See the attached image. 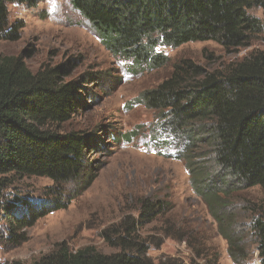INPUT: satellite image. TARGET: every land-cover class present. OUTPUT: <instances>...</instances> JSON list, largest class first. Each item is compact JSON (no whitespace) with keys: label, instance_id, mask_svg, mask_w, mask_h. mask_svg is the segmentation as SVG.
Instances as JSON below:
<instances>
[{"label":"trees","instance_id":"trees-1","mask_svg":"<svg viewBox=\"0 0 264 264\" xmlns=\"http://www.w3.org/2000/svg\"><path fill=\"white\" fill-rule=\"evenodd\" d=\"M41 1L0 0V40L16 39L21 28L10 23L8 4L35 6ZM69 2L112 56L130 60L137 68H158L169 62L155 51L156 46L210 40L228 50L249 46L256 38L264 44V0ZM254 8L261 9V18L251 14ZM70 70L72 65L63 62L43 63L32 71L21 55L0 57V219L3 215L6 220L4 240L13 246L27 239L25 229L39 217L65 203L57 193L51 202L35 205L6 194L8 188L32 176L56 185L83 181L92 170L85 155L97 141L79 131H60L76 111L81 92L91 96L85 78L64 80ZM135 101L155 111L160 125L187 141L181 156L186 157L191 184L217 222L230 258L245 264L248 252L255 251L259 264H264V201L245 202L238 214L232 201L235 192L247 188L259 187L264 194V49H253L213 70L180 58L167 77L144 89ZM199 144L204 145L211 167L205 176L195 168L192 148ZM166 204L163 199L144 198L136 216L126 215L103 228L101 237L117 249L114 252L90 247L72 251L59 243L28 264H185L170 257L155 261L148 251L160 243L140 233L168 210ZM241 211L247 223L230 230ZM246 234L250 245L245 243Z\"/></svg>","mask_w":264,"mask_h":264},{"label":"rangeland","instance_id":"rangeland-1","mask_svg":"<svg viewBox=\"0 0 264 264\" xmlns=\"http://www.w3.org/2000/svg\"><path fill=\"white\" fill-rule=\"evenodd\" d=\"M7 7L10 23L21 28L16 39L0 40V57L21 55L32 71L43 63L72 65L64 80L85 78L91 96L81 92L76 111L60 125V131H79L97 142L87 149L92 170L83 181L56 185L48 178L32 176L7 189L6 194L35 205L51 202L58 193L65 204L26 228L27 239L18 246L4 240L6 220L1 214L0 262L28 264L59 243L72 251L90 247L114 252L117 249L103 240L101 230L126 215L136 216L139 202L149 198L165 200L168 208L140 228L141 235L160 243L148 251L155 261L170 257L185 264H238L230 258L217 222L193 189L186 157L181 156L187 141L160 125L155 111L135 99L167 77L172 63L180 58H191L213 70L240 60L253 49H264V44L256 38L249 46L228 50L210 40L157 46L155 51L166 55L169 62L158 68H137L130 60L112 56L69 0H42L35 6L10 3ZM250 12L262 17L259 8ZM192 149L195 168L205 176L211 169L206 149L203 144ZM233 199L238 214L245 202L261 204L264 194L252 187L235 192ZM243 218L241 211L230 230L243 228L248 221ZM243 237L250 245V236ZM248 253L244 263L259 264L256 252Z\"/></svg>","mask_w":264,"mask_h":264},{"label":"clouds","instance_id":"clouds-1","mask_svg":"<svg viewBox=\"0 0 264 264\" xmlns=\"http://www.w3.org/2000/svg\"><path fill=\"white\" fill-rule=\"evenodd\" d=\"M157 47V46H156Z\"/></svg>","mask_w":264,"mask_h":264}]
</instances>
